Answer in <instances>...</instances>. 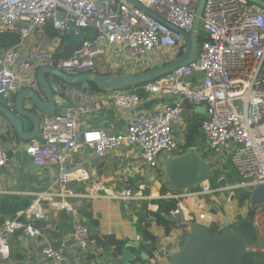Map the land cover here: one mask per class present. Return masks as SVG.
Masks as SVG:
<instances>
[{"label": "built area", "instance_id": "obj_1", "mask_svg": "<svg viewBox=\"0 0 264 264\" xmlns=\"http://www.w3.org/2000/svg\"><path fill=\"white\" fill-rule=\"evenodd\" d=\"M138 1L159 18L129 0H0V34L20 36L19 43L0 47V97L12 103L19 91L31 88L46 101L37 78L41 66L78 75L98 68L99 61H108L118 50L123 63L138 62L158 51L180 54L185 47L182 32H192L200 0ZM47 24L61 36L52 39ZM201 27L208 39L199 44L193 60L143 86L153 97H174V103L154 112L135 113L124 131H119L115 122L106 127L81 125L108 109H136L142 98L135 90H95L48 75L60 108L42 116L37 139L22 147L38 168L55 166L56 178L37 193L35 201L0 224V262L10 259L12 238L18 230L31 237L41 235L29 220L46 219L49 208L65 211L72 218L70 241L89 251L91 231L78 217L91 199L101 197V190L125 204L147 201L144 224H158V205L151 203L157 198L177 200L170 215L184 230L189 229L190 221L210 223L206 196L216 191L210 182L183 191L160 190L165 182L162 155L171 158L181 151L174 126L182 121L185 104L202 106L206 111L202 124L206 144L198 153L206 158L212 153L230 157L240 177L239 182L220 190L254 189L264 184V8L249 0H206ZM91 30V38H86ZM69 32L81 33L85 40L63 56V39ZM123 146L140 150L145 163L143 188L136 192L126 188L108 191L93 182L81 190L90 176L75 166L78 153L86 149L95 157L106 158ZM12 151L16 153L18 148ZM9 160V149L0 140V167L7 166ZM229 209L234 216H242V207L231 202ZM249 213L256 239L245 245L243 255L263 263L264 203ZM41 254L57 263L67 260L65 246L49 242L42 245Z\"/></svg>", "mask_w": 264, "mask_h": 264}, {"label": "crops", "instance_id": "obj_2", "mask_svg": "<svg viewBox=\"0 0 264 264\" xmlns=\"http://www.w3.org/2000/svg\"><path fill=\"white\" fill-rule=\"evenodd\" d=\"M27 46L28 44L23 45L21 52H24ZM158 54H160L159 51L156 54L148 56L146 59L133 63H123V61H120L119 64L112 65V62H110L111 56L108 61L104 59L100 62H103L104 65L109 64L110 66V69L105 68L104 72L110 70V73H137L138 71L155 66L158 63V61L155 62ZM178 54L176 51L171 52L169 55L167 54L170 59L169 61ZM139 68L142 69L140 70ZM198 78H200V75L197 76ZM1 101L7 106L13 107V102L10 103L8 100ZM174 101L175 98L172 96L160 98L148 94L142 98V103L136 109H108L87 118V120L85 119L81 127L86 128L89 125L106 127L109 123L115 122L118 125V130L124 131L135 113L154 112L157 108L165 104L174 103ZM25 104L27 107H32L30 101L27 99L25 100ZM59 108L60 104L57 103V110ZM205 113L206 111L202 106L192 107L185 104L183 119L174 126V133L180 144L185 142V135L190 124L195 119L197 120V116L205 119ZM2 116L0 115V140L10 150V160L7 166L0 169V224L5 219L12 217L11 215L4 214L2 209L3 199L5 200V198L10 197L9 199H12L11 202L17 204L23 202L24 205L33 202L36 199V194L48 188L55 180L57 174L55 166H48L42 169L31 162L30 156L27 155L22 147L24 142L16 138V131ZM205 144L206 138L203 134L200 135V138L194 145L198 149H202ZM16 148H18V151L14 153L12 150ZM164 157L162 155L161 161ZM211 157L215 159L218 156L212 154ZM75 166L84 168L90 176V180L81 185V190L83 191H85L87 185L93 182L101 183L108 191L126 188L133 190V192L140 191L143 185L146 184L145 163L141 158L138 148L123 146L106 158L95 157L90 150L85 149L78 153ZM147 191L149 190L147 189L146 193ZM99 193H101V197L91 199L78 219H82L88 224L92 237H98L100 244L96 242V238H92L91 249L89 251L80 249L69 239V234L73 228L72 218L65 211L50 208L48 209L46 219L29 220L35 228L40 230L41 235L31 237L23 230H18L12 238L10 259L6 262H0V264H91L96 262L115 264L120 259V256L113 259L112 251L114 247L110 249L106 240L109 237H115L126 242L129 241L133 235V227L137 225L138 228L139 218H144L143 205L145 201L136 200L125 204L123 201L108 197L104 190H101ZM215 215L216 219L214 220L222 222V215L219 213ZM221 224L223 225V223ZM175 229L178 232H175ZM175 229L172 230L169 236H165L164 227L161 225L153 226L150 228V231L162 237V241L173 243L178 236H181L182 242L186 233L185 230L182 228ZM138 235L141 240H144L142 229L138 228ZM45 242H49L56 247L65 246L67 260L62 263L47 260L41 254V248ZM147 264H151V261Z\"/></svg>", "mask_w": 264, "mask_h": 264}, {"label": "water", "instance_id": "obj_3", "mask_svg": "<svg viewBox=\"0 0 264 264\" xmlns=\"http://www.w3.org/2000/svg\"><path fill=\"white\" fill-rule=\"evenodd\" d=\"M141 7L154 18L157 14L147 9L138 0H130ZM264 8V0H249ZM206 0H200L196 9V16L192 32H182L185 38L183 52L171 61L157 65L138 73H108L101 71H88L78 75H67L57 68L41 66L37 69V78L46 102L31 88L19 91L13 100V107H9L0 100V112L16 131L23 142L34 140L40 131L41 115L53 113L56 100L47 75L52 74L68 84L82 82L94 83L104 89H124L135 85L154 81L164 75L170 74L180 66L190 63L197 53L201 19ZM85 37L81 33L69 32L64 38L63 50L65 52L75 43L82 44ZM29 100L32 107H27L25 100ZM203 135V130L200 131ZM162 165L167 178L168 186L174 190L182 191L198 187L211 180L215 164L204 159L197 151L196 145L189 147L184 153L162 159ZM1 169V168H0ZM221 187H226V182L221 179ZM250 192V210L264 203V184L254 189L244 187ZM231 199H234V194ZM228 225L219 234L213 235L209 229L195 221L189 222V232L174 251L169 264H242L243 249L247 243L256 239L255 229L251 223L250 213L242 219L235 220L226 216ZM137 225L133 227L132 238L127 241L122 249L120 259L115 264H133L139 258L149 260V254L142 251L149 243H143L138 237ZM150 263V262H149Z\"/></svg>", "mask_w": 264, "mask_h": 264}, {"label": "trees", "instance_id": "obj_4", "mask_svg": "<svg viewBox=\"0 0 264 264\" xmlns=\"http://www.w3.org/2000/svg\"><path fill=\"white\" fill-rule=\"evenodd\" d=\"M47 32L51 38H58L60 36V32L57 31L56 29L53 28L51 24H47L46 26ZM208 39V36L206 35L205 32L201 31L199 35V43H202ZM20 41V36L18 34L14 33H7V34H0V47L3 45L7 46H12ZM78 44H74L71 49H74L75 47H78ZM68 53H63V56H67ZM149 69V68H148ZM110 73V72H108ZM146 84V83H145ZM145 84H140V85H135L132 87H128L130 89H135L136 92L140 95L141 98H144L148 95V92L143 88ZM89 85L95 89V90H101V87H98L94 83H89ZM0 115L2 113L0 112ZM4 118V117H3ZM197 120L195 119L191 124L190 127L187 131V134L185 135V142L180 144L181 148V153H184L189 147L194 145L197 140L200 138V131L202 129V124L204 121L203 117H196ZM5 119V118H4ZM6 120V119H5ZM15 131V130H14ZM16 138L19 140L17 133L15 132ZM228 160L226 164H224L223 168L220 170H213L211 180H210V185L212 189H218L220 188V179L221 177L224 178V181L226 182V185H232L240 181V178H238V174L236 173L234 167L232 166L231 159L230 157H227ZM234 170L237 179L234 180L233 177L230 174V170ZM224 174V175H223ZM169 188L168 184L165 183L162 185L161 191L165 192ZM148 192V191H147ZM219 192V191H215ZM214 192V193H215ZM230 192H234L235 195V200L237 201L239 207H243L245 204V201L249 199L250 193L245 191L243 187L240 188H235L230 191H226V194L229 195ZM5 198L3 199L2 203V209L4 214L11 215L12 217L16 216V213L20 211L23 208L24 203L22 202L21 204H17L14 202H11L12 199ZM154 203L158 204V224L164 227V234L165 236H169V234L172 232L174 228L179 227L176 221H173L172 217L170 216V212L176 207L177 201L175 199H159V200H153ZM207 202L208 203H213L214 199H210V197L207 196ZM7 205V206H6ZM144 209H147V203L143 205ZM145 216V215H144ZM239 219H242V216L238 217ZM143 217L139 218L138 222V228L143 230V238L147 243H149V246L146 248L147 253L149 254V260H143L142 258H139V262H135L134 264H146L150 262V258L153 257V253L155 251V248L157 247L158 243L162 240V237L154 234L153 232L150 231V229L147 226H143L142 224ZM94 222V221H93ZM221 223L220 221H213L209 226V232L213 235L219 234L223 231V227L220 228ZM90 238H96L90 236ZM108 247L111 249V247H114L112 254H113V259L118 258L121 255L122 249L126 243L125 240H120L115 237H109L108 240H106ZM96 242L100 244V240L97 237ZM242 264H264L263 263H256L248 254H244L242 256Z\"/></svg>", "mask_w": 264, "mask_h": 264}, {"label": "rangeland", "instance_id": "obj_5", "mask_svg": "<svg viewBox=\"0 0 264 264\" xmlns=\"http://www.w3.org/2000/svg\"><path fill=\"white\" fill-rule=\"evenodd\" d=\"M201 31H203L202 28L200 29V32ZM159 52H160V54H158L155 58L156 59L155 62L158 61V63L156 65L154 64L155 66L161 65V64L165 63L167 60L168 61L170 60L168 55L171 54V51H166V52L159 51ZM110 59H111L110 62H112V65L113 64H119L120 61H123V55H122L121 51L118 50V51L113 52V54H111ZM155 66H153V67H155ZM105 68L110 69L109 64L104 65L103 62H100L99 63V71L104 72L103 70H105ZM139 69L141 70L142 68H139ZM143 71L144 70H141L138 72L140 73ZM121 73H126V72H121ZM85 84H87V82L80 83V85H85ZM11 98H13V97H11ZM3 99H4L3 97H0V100H3ZM211 156H212V154H211ZM210 160H211V162L216 164L214 168L216 170H220L223 168L224 164H226L227 157H225V155H221L220 157H217L215 159H212V157H211ZM229 172H230L231 176L233 177V179L236 180L237 177H236L234 170L231 169ZM238 178H240V177H238ZM154 186H156V184H154ZM168 189H170V188H168ZM170 190H172V189H170ZM218 191L219 192L209 194L208 197H210L211 200L214 199V202L208 203V205H210L212 207V209L210 211L206 210V212L208 214H210L214 219H216L215 214L219 213L220 215H222L221 217H223V218H222V222H220V223H223V225L226 226V225H228V223L226 221V216L229 215L233 219H236V217H237V216H234L235 212L232 213L231 210L229 209L231 202L235 203L237 206H239V205H238L237 201L235 200V198L231 199L234 192H230V194L227 195L226 191L220 190V188L218 189ZM249 210H250V203L247 205V203L245 202L244 206L242 207V211H241L242 217H246L249 214ZM220 228H222V225L220 226ZM174 231L178 232L177 229H175ZM185 232L186 233L189 232V229H187ZM180 242H181V236H178V238L176 240H174L173 243H171L169 241H162L161 240L158 243L157 247L155 248V251L153 253V257L150 258L151 264H169V257L174 251H176L178 249V245L180 244Z\"/></svg>", "mask_w": 264, "mask_h": 264}, {"label": "clouds", "instance_id": "obj_6", "mask_svg": "<svg viewBox=\"0 0 264 264\" xmlns=\"http://www.w3.org/2000/svg\"><path fill=\"white\" fill-rule=\"evenodd\" d=\"M129 1H130V0H129ZM139 2H140V1H139ZM140 3H141V2H140ZM146 8H147V7H146ZM147 9H148V8H147ZM201 28H202V27H201ZM202 30H203V29H202ZM6 34H7V33H6ZM92 34H93V31L91 30V31L89 32V34L86 36V38H91ZM82 35H83V34H82ZM60 36H61V35H60ZM60 36H59V37H60ZM83 36H84V35H83ZM84 37H85V36H84ZM64 38H65V37H64ZM52 39H53V38H52ZM54 39H56V38H54ZM84 40H85V39H84ZM83 42H84V41H83ZM63 44H64V39H63ZM75 44H78V43H75ZM199 44H200V43H199ZM78 45H81V44H78ZM72 46H73V45H72ZM72 46H71V47H72ZM71 47H70L68 50H66L65 52H63V53H69L70 50H72ZM75 48H76V47H75ZM183 50H184V49H183ZM182 52H183V51H181L180 54H181ZM180 54H178V55H180ZM178 55H177V56H178ZM175 57H176V56H175ZM173 58H174V57H173ZM99 62H100V61H99ZM166 62H167V61H166ZM163 64H164V63H163ZM90 71H99V66H98V68H96V69H94V70H90ZM144 71H145V70H144ZM87 72H88V71H87ZM106 72H110V71L108 70V71H106ZM83 73H84V72H83ZM47 80L49 81L48 75H47ZM151 82H152V81H151ZM148 83H149V82H148ZM87 84H88V83H87ZM87 84H85V85H81V86H90L89 84H88V85H87ZM146 84H147V83H146ZM79 85H80V84H79ZM51 89H52V88H51ZM124 89H130V88H124ZM101 90H108V89H104V88H102ZM112 90H116V89H112ZM118 90H120V89H118ZM131 90H135V89H131ZM52 91H53V90H52ZM135 91H136V90H135ZM36 93H37V92H36ZM53 93H54V92H53ZM37 94H38V93H37ZM44 95H45V94H44ZM55 95H56V94L54 93V96H55ZM139 96H140V95H139ZM39 97H40V96H39ZM13 99H14V98H13ZM46 100H47V99H46ZM55 100H56V98H55ZM42 101H43V100H42ZM44 102H46V101H44ZM57 103H58V101H56V105H57ZM57 111H58V110H57V108H56V110H55L53 113H55V112H57ZM44 114H46V113H43V114L41 115V119H42V116H43ZM2 117H3V116H2ZM6 121H7V120H6ZM8 123H9V122H8ZM40 124H41V123H40ZM11 127H12V126H11ZM12 128H13V127H12ZM201 130H202V129H201ZM37 137H38V136H37ZM37 137H36L34 140L24 142L23 144H25V143H32V142H34V141L37 139ZM21 142H23V141H21ZM196 147H197V146H196ZM180 150H181V148H180ZM9 151H10V150H9ZM197 151H198V147H197ZM25 152H26V151H25ZM180 153H181V151H180ZM180 153H179L178 155H180ZM212 154H214V153H212ZM27 155H28V154H27ZM214 155H215V154H214ZM202 157H203L204 159H206L207 161L211 162V160H210L211 156H210V158H206L205 156H202ZM218 157H219V156H218ZM225 157H226V156H225ZM227 157H228V156H227ZM227 160H228V158H227ZM161 162H162V161H161ZM211 163H213V162H211ZM214 164H215V163H214ZM215 165H216V164H215ZM232 166H233V165H232ZM0 168H3V167H0ZM164 172H165V171H164ZM221 178H222V177H221ZM222 179H224V178H222ZM220 180H221V179H220ZM208 182H210V181H208ZM165 183H167L166 175H165V182L161 184V186H160V190H161V188H162V185L165 184ZM205 183H206V182H205ZM167 184H168V183H167ZM232 185H233V184H232ZM229 186H230V185H229ZM226 187H227V185H226ZM169 188H170V187H169ZM193 188H195V187H193ZM220 188H225V187H221V186H220ZM243 188H244V187H243ZM46 189H47V188H46ZM170 189H172V188H170ZM191 189H192V188H191ZM218 189H219V188H218ZM218 189H215V190L218 191ZM44 190H45V189H44ZM44 190H43V191H44ZM148 190H149V189H148ZM167 190H169V189H167ZM167 190H166V191H167ZM172 190H174V189H172ZM231 190H233V189H231ZM176 191H177V190H176ZM182 191H183V190H182ZM226 191H230V190H226ZM40 192H42V191H40ZM149 192H150V190H149L147 193H146V191H145L146 194H149ZM161 192H162V191H161ZM38 193H39V192H38ZM162 193H163V192H162ZM213 193H214V192H213ZM249 193H250V192H249ZM207 196H209V195H207ZM207 196H206V202H207ZM36 198H37V194H36ZM234 198H235V195H234ZM35 200H36V199H35ZM35 200H34V201H35ZM153 200H159V199L157 198V199H153ZM153 200H151V203L156 204V203L153 202ZM247 200H248V201L250 200V196H249V199H247ZM247 200H246V201H247ZM143 201H145V200H143ZM176 201H177V200H176ZM246 201H245V202H246ZM145 202L148 204L147 201H145ZM30 203H32V202H30ZM246 203H247V202H246ZM249 203H250V201H249ZM249 203H247V205H248ZM27 204H28V203H27ZM207 204H208V202H207ZM233 204H235V203H233ZM157 205H158V204H157ZM235 205H236V204H235ZM24 206H25V205H24ZM24 206H23V208H24ZM176 206H177V205H176ZM208 206L212 209V207H211L210 205H208ZM236 206H237V205H236ZM238 207H239V206H238ZM23 208H22V209H23ZM175 208H176V207H175ZM175 208H174V209H175ZM240 208H241V207H240ZM22 209H21V210H22ZM49 209H50V208H49ZM174 209H173V210H174ZM21 210H20V211H21ZM144 210H145V209H144ZM18 212H19V211H18ZM18 212H17V213H18ZM17 213H16V215H17ZM170 213H171V212H170ZM157 214H158V209H157ZM170 216H171V215H170ZM228 216H229V215H228ZM171 217H172V216H171ZM229 217H230V216H229ZM238 217H239V216H238ZM10 218H12V217H10ZM23 218H24V217H23ZM157 218H158V215H157ZM242 218H243V217H242ZM24 219H25V218H24ZM172 219H173V221H176L174 217H172ZM238 219H239V218L236 217L235 220H238ZM5 220H6V219H5ZM25 220H27V219H25ZM144 220H145V217L143 218L142 223L144 222ZM213 221H218V220H214V218L212 217V221H211L210 223H202V222L200 223V222H198V221H195V222H198L199 224L204 225V226H206V227L208 228V226H209ZM226 221H227V219H226ZM29 222H30V221H29ZM157 222H158V221H157ZM176 222H177V221H176ZM177 224H178V223H177ZM143 225H144V226H147L149 229L153 227L152 225H148V224H144V223H143ZM158 225H159V224H157L156 226H158ZM221 225H222V224H221ZM222 227L225 228L226 226H223V225H222ZM177 228H180V225H179V227H177ZM174 229H175V228H174ZM185 231H186V230H185ZM187 233H188V232H187ZM187 233H186V234H187ZM186 234H185V235H186ZM90 236H91V235H90ZM90 239H91V238H90ZM91 240H92V239H91ZM142 242L148 244L147 241H145V240H142ZM146 248H147V247H144L143 250L146 251ZM146 252H147V251H146ZM170 256H171V255H170ZM169 258H170V257H169ZM136 262H137V261H136Z\"/></svg>", "mask_w": 264, "mask_h": 264}]
</instances>
